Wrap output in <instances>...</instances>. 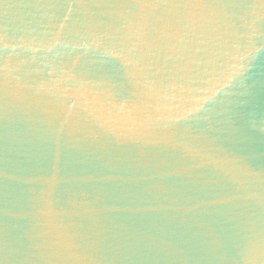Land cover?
Masks as SVG:
<instances>
[{"label": "water", "instance_id": "1", "mask_svg": "<svg viewBox=\"0 0 264 264\" xmlns=\"http://www.w3.org/2000/svg\"><path fill=\"white\" fill-rule=\"evenodd\" d=\"M0 264H264V0H0Z\"/></svg>", "mask_w": 264, "mask_h": 264}]
</instances>
